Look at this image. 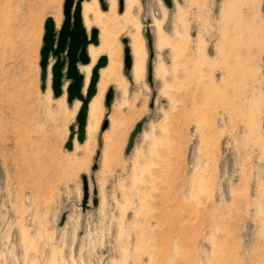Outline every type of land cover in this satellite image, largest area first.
<instances>
[{"label": "rangeland", "instance_id": "rangeland-1", "mask_svg": "<svg viewBox=\"0 0 264 264\" xmlns=\"http://www.w3.org/2000/svg\"><path fill=\"white\" fill-rule=\"evenodd\" d=\"M63 1L0 0V264H264V0H133L129 12L117 0L111 22L91 25L93 46L111 31L117 76L71 149L81 101L68 104L65 78L52 94L51 55L44 82L39 65L44 20L59 28ZM137 32L135 77L122 38Z\"/></svg>", "mask_w": 264, "mask_h": 264}, {"label": "water", "instance_id": "water-1", "mask_svg": "<svg viewBox=\"0 0 264 264\" xmlns=\"http://www.w3.org/2000/svg\"><path fill=\"white\" fill-rule=\"evenodd\" d=\"M83 0H64L62 4V14L63 18L61 20L60 27L55 29V24L50 16H47L44 20V33H43V46L40 49L41 60L39 62L40 67L42 68L41 81L44 80L46 72V63L47 58L51 55L54 58L53 63L51 64V90L52 94L55 97H58L62 94V78L68 80L66 85V100L68 104H71L76 98L81 101L77 114L75 116V124H77L76 129L71 125L69 127L70 134L68 136V141L65 143L67 149H71L73 146V137L75 135L76 140L79 143H82L85 140V128H86V117H87V104L91 100V97L94 95L96 90V83L98 79V72L101 67H104L106 63V55H101L97 61L92 65L89 83L85 92H82L83 87V74L79 71L78 63L87 64L89 62V55L87 51V45L92 42L97 44V33L98 29L96 27H91L89 31V38L85 27L82 23L81 16V2ZM163 4L168 8H171V0H162ZM99 7L103 10L107 9V4L105 0H98ZM118 10H122V0H118ZM147 22V16H144L143 19ZM143 35L146 38L148 53L147 61V71L146 78L148 83L153 86L152 78V67L150 64V59L153 55L152 49V35L148 26L143 30ZM128 39L126 37L122 38L124 44V57L123 65L124 72L128 74L129 69L131 68V56L130 50L127 45ZM44 82V81H43ZM41 88H44V83L41 85ZM114 94L113 88H107L105 92L104 104L107 108L110 106ZM153 97L149 102V107L153 104ZM142 119L135 124L134 129L129 134L128 142L125 146V151L128 154L130 149L133 146L136 135L140 132L142 128ZM101 130L105 129L107 123L104 120ZM95 163L93 168H95ZM82 181L84 182L83 195L86 197L87 185L85 181V176H82ZM85 200V199H84ZM96 203L94 199L93 204Z\"/></svg>", "mask_w": 264, "mask_h": 264}, {"label": "bare ground", "instance_id": "bare-ground-1", "mask_svg": "<svg viewBox=\"0 0 264 264\" xmlns=\"http://www.w3.org/2000/svg\"><path fill=\"white\" fill-rule=\"evenodd\" d=\"M116 1L117 0H106V2L109 4V12L107 14H104V13H102L100 11L99 3H97V0H83L81 2V8H82L81 9V16L84 18L85 30H88L91 27V25L94 23V21L97 22V20H101V22L105 23V24L106 23L108 24L109 22H111V20H113V17L111 15L113 14V11H114V9L116 8V5H117ZM132 3H133V0H122V7L125 5L124 10L129 12L130 8L132 7ZM103 11H105V10H103ZM124 14H125V11H124ZM83 18H82V23H83ZM53 22H54V20H53ZM147 26L150 29L151 35L155 34V29H156V32H158L157 35L160 36V39L163 38V34H162L163 30H162V26H161L160 22H158L157 20H154V23L152 25L153 27H155L154 30H153L151 24L150 25L147 24ZM137 31H139V29ZM102 32H103V36H101V44H99L97 46H93V45H96V44L90 42L87 45V51H88V55H89V62L87 64H82L80 66H79L80 63L77 64V66L79 67V71L83 74L84 86L82 88V92L84 93L85 92V90H84L85 86L89 82V77H90V72H91V69H92V65H94V63L97 61L98 56L100 55L101 52H107L108 65H107L106 68L100 70L101 78H100V82H99L98 88H97L98 92H97V89H96L94 95L91 97V100L87 104V116L89 118V121L87 123L88 118L86 117V124H87L86 126L87 127L85 129H86L88 134L91 133V131L94 130L93 129L92 120H96V117H98L99 112L101 110L100 101H101V98H102V92L104 90V87H105L106 84L112 83L113 81H115L114 78L117 76V74H115V72L117 70V66H118L117 63L120 61L117 58L118 55L115 53V52H117L116 50H114L115 46H111V43H110L111 31H109L106 28V26H103ZM86 33H87V37L89 38L88 32H86ZM97 37H98V34H97ZM130 41H131L130 45H131V48H132L133 59H132V56H131L130 45L127 44L128 45V49L130 50L131 64H132L131 68L129 69V72L130 73L132 72V74L135 77H138L139 75H141V71H142V68H143V65H144V62H145V59H144V57H145V47L143 45V40H142L141 34H139V32L134 34ZM91 44H93V45H91ZM98 79H99V75H98ZM117 80L118 79L116 78V81ZM120 82H122L121 79H120ZM62 92H63V90H62ZM96 92H97V94H96ZM94 126L96 127V125H94ZM91 134H93V133H91ZM85 137H86V133H85Z\"/></svg>", "mask_w": 264, "mask_h": 264}, {"label": "crops", "instance_id": "crops-1", "mask_svg": "<svg viewBox=\"0 0 264 264\" xmlns=\"http://www.w3.org/2000/svg\"><path fill=\"white\" fill-rule=\"evenodd\" d=\"M83 24H84V18H83ZM84 26H85V24H84ZM86 32H88V30H86Z\"/></svg>", "mask_w": 264, "mask_h": 264}]
</instances>
